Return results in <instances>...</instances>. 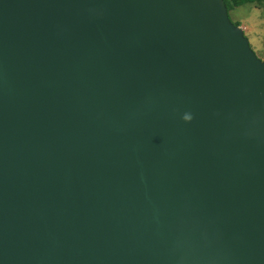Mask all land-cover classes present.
Returning a JSON list of instances; mask_svg holds the SVG:
<instances>
[{"label": "water", "instance_id": "water-1", "mask_svg": "<svg viewBox=\"0 0 264 264\" xmlns=\"http://www.w3.org/2000/svg\"><path fill=\"white\" fill-rule=\"evenodd\" d=\"M0 264H264V61L222 0H0Z\"/></svg>", "mask_w": 264, "mask_h": 264}, {"label": "rangeland", "instance_id": "rangeland-1", "mask_svg": "<svg viewBox=\"0 0 264 264\" xmlns=\"http://www.w3.org/2000/svg\"><path fill=\"white\" fill-rule=\"evenodd\" d=\"M228 15L243 31L256 56L264 61V5L237 7L229 11Z\"/></svg>", "mask_w": 264, "mask_h": 264}, {"label": "trees", "instance_id": "trees-1", "mask_svg": "<svg viewBox=\"0 0 264 264\" xmlns=\"http://www.w3.org/2000/svg\"><path fill=\"white\" fill-rule=\"evenodd\" d=\"M222 1L224 5L226 6L228 13L232 9L241 7V6L252 5L255 7H260L264 5V0H222ZM234 25L238 26L237 23H234Z\"/></svg>", "mask_w": 264, "mask_h": 264}, {"label": "clouds", "instance_id": "clouds-1", "mask_svg": "<svg viewBox=\"0 0 264 264\" xmlns=\"http://www.w3.org/2000/svg\"><path fill=\"white\" fill-rule=\"evenodd\" d=\"M227 9V8H226ZM228 13V12H227ZM228 17H229V15H228ZM230 19V18H229ZM231 21V20H230ZM232 22V21H231ZM233 23V22H232ZM234 24V23H233ZM236 26V25H235ZM236 27H238V26H236ZM240 29V28H239ZM241 30V29H240ZM242 31V30H241ZM242 33H243V31H242ZM243 35H244V33H243ZM245 36V35H244ZM246 37V36H245ZM250 45V44H249ZM251 48V47H250ZM253 51V50H252ZM184 119L186 120V121H190L191 119H192V117H191V115H185V117H184Z\"/></svg>", "mask_w": 264, "mask_h": 264}]
</instances>
